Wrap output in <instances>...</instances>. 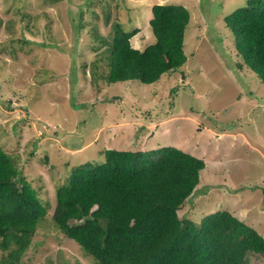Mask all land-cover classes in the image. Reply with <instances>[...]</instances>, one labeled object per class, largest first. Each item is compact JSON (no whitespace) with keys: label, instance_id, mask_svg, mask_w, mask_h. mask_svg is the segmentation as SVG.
<instances>
[{"label":"rangeland","instance_id":"374dc122","mask_svg":"<svg viewBox=\"0 0 264 264\" xmlns=\"http://www.w3.org/2000/svg\"><path fill=\"white\" fill-rule=\"evenodd\" d=\"M245 2L0 0V147L49 213L54 190L76 166L101 164L103 148L173 146L205 162L179 216L199 223L227 210L264 238V82L238 60L223 22ZM154 4L188 10L186 62L151 84H108L92 35L107 36L117 22L138 30L131 44L143 50L155 41ZM49 215L20 264H97Z\"/></svg>","mask_w":264,"mask_h":264},{"label":"trees","instance_id":"16d2710c","mask_svg":"<svg viewBox=\"0 0 264 264\" xmlns=\"http://www.w3.org/2000/svg\"><path fill=\"white\" fill-rule=\"evenodd\" d=\"M150 10L155 41L143 50L131 44L138 30L126 31L117 22L106 37L92 35L100 42L108 84H151L186 62L188 10L178 4H154ZM223 22L238 60L264 82V0H246ZM103 156L101 164L73 168L54 190L49 213L30 180L0 147V264H20L47 214L97 264H253L255 258L264 264V238L231 212L216 211L199 223L179 216L182 202L199 186L202 157L173 146L103 148Z\"/></svg>","mask_w":264,"mask_h":264},{"label":"water","instance_id":"95a60500","mask_svg":"<svg viewBox=\"0 0 264 264\" xmlns=\"http://www.w3.org/2000/svg\"><path fill=\"white\" fill-rule=\"evenodd\" d=\"M262 194H263V196H264V189L262 190Z\"/></svg>","mask_w":264,"mask_h":264}]
</instances>
